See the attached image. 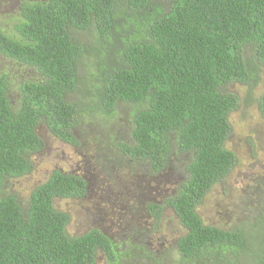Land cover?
<instances>
[{
	"label": "trees",
	"instance_id": "16d2710c",
	"mask_svg": "<svg viewBox=\"0 0 264 264\" xmlns=\"http://www.w3.org/2000/svg\"><path fill=\"white\" fill-rule=\"evenodd\" d=\"M0 58L34 73L19 79L12 100L8 71L0 72V264H94L98 251L123 264L98 230L69 236L70 217L54 208L55 199L86 194L83 178L55 170L24 205L2 192L7 180L32 171L40 123L77 146L79 117L110 116L119 103L134 107L124 155L153 173L164 170L172 145L190 157L185 182L166 203L185 230L175 263L264 264V212L249 229L230 230L205 225L197 213L237 162L225 142L238 98L225 89L260 81L264 0L22 2L12 25L0 27ZM257 107L264 119V86ZM147 210L156 220L163 212Z\"/></svg>",
	"mask_w": 264,
	"mask_h": 264
},
{
	"label": "rangeland",
	"instance_id": "374dc122",
	"mask_svg": "<svg viewBox=\"0 0 264 264\" xmlns=\"http://www.w3.org/2000/svg\"><path fill=\"white\" fill-rule=\"evenodd\" d=\"M41 1L45 0H0V27L12 25L22 2ZM20 69L0 58V72L8 71L10 76L12 100H15L19 79L34 77L33 72H20ZM263 86L264 68L254 88L233 83L225 89L238 98L237 109L228 117L231 134L225 142V148L234 153L237 162L197 208L205 225L222 230L244 225L249 229L262 217L264 119L257 104ZM69 99L74 102L75 97ZM133 108L119 103L110 116L82 114L72 130L77 146L59 141L40 123L36 133L43 146L30 156L32 171L21 178L7 180L2 192L15 196L24 205L31 191L53 171L79 176L87 183L82 198L54 200V208L70 217L66 228L69 236L79 237L98 230L115 245L123 264H176L177 241L185 230L166 203L185 182L190 157L172 145L164 170L153 173L147 162L124 155L119 146L133 144ZM150 204L163 208L159 220L149 214ZM260 232L264 236V223ZM241 261L245 264L244 258ZM94 264L109 262L98 251Z\"/></svg>",
	"mask_w": 264,
	"mask_h": 264
},
{
	"label": "flooded vegetation",
	"instance_id": "af4514ba",
	"mask_svg": "<svg viewBox=\"0 0 264 264\" xmlns=\"http://www.w3.org/2000/svg\"><path fill=\"white\" fill-rule=\"evenodd\" d=\"M87 184V183H86Z\"/></svg>",
	"mask_w": 264,
	"mask_h": 264
}]
</instances>
